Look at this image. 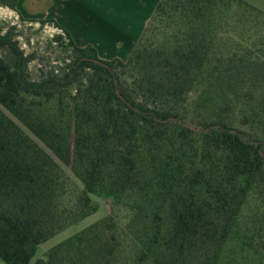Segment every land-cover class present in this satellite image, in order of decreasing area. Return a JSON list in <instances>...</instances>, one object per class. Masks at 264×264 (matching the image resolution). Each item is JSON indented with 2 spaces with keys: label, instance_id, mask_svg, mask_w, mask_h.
<instances>
[{
  "label": "trees",
  "instance_id": "trees-1",
  "mask_svg": "<svg viewBox=\"0 0 264 264\" xmlns=\"http://www.w3.org/2000/svg\"><path fill=\"white\" fill-rule=\"evenodd\" d=\"M49 21L62 55L35 81L0 30V261L264 264V12L159 0L109 60ZM94 198L106 216L34 261Z\"/></svg>",
  "mask_w": 264,
  "mask_h": 264
},
{
  "label": "rangeland",
  "instance_id": "rangeland-1",
  "mask_svg": "<svg viewBox=\"0 0 264 264\" xmlns=\"http://www.w3.org/2000/svg\"><path fill=\"white\" fill-rule=\"evenodd\" d=\"M115 1L118 4L117 7L115 6L114 12L106 13L105 9L107 11L110 9L107 4L110 3L104 1L102 5L97 3L101 5L103 13L89 16L88 14H72L70 4H63L62 0H19L18 11L20 15L18 12L0 7V30L5 33L14 28L11 32L16 38L20 50L25 55H33V60L28 66L29 78L32 81L38 80L41 72L55 68L59 56L62 55L61 48L53 42V38L61 33L55 28L54 23L49 20H55L64 28L78 47H94L99 52L101 59L106 60L112 56L125 59L128 53L124 52V48L127 49V47L123 46L124 48H122L121 44L128 40L127 36L129 37V35L140 31L137 29L142 26L146 17L150 19L149 10L152 6L148 3L146 7H139L138 3L134 6V1H130L128 5L132 3L136 11L131 6L128 9L129 12L125 13L126 10L123 9L125 8V0ZM243 1L264 12V0ZM88 3V0H85L86 8L94 9V4L92 7ZM110 19L113 20L114 30L104 24L109 22ZM39 21H44V23L41 24ZM106 26H108V29L104 28ZM111 40L114 42L113 44H111ZM94 199L98 203V210L42 243L37 248L34 261L41 258L49 249L73 237L106 216L108 211L106 202L103 199ZM0 264L3 263L0 261Z\"/></svg>",
  "mask_w": 264,
  "mask_h": 264
},
{
  "label": "crops",
  "instance_id": "crops-1",
  "mask_svg": "<svg viewBox=\"0 0 264 264\" xmlns=\"http://www.w3.org/2000/svg\"><path fill=\"white\" fill-rule=\"evenodd\" d=\"M104 1L105 2H109L110 4H112V5L107 4L110 7V9L108 11H107V9H105L106 13H112V11L114 12L115 6L118 4L115 0H88V2L92 5V7H93V4H94V9L93 8L92 9H89V8L87 9L86 8L87 4H85V0H62V3L63 4H70L69 7L71 9L72 14H78V15L88 14L90 16L91 14L92 15L93 14L94 15L95 14L98 15V14H102L103 13V10H101V5L104 4L103 3ZM130 1H134V3H135L134 6H136V3H138L139 7L140 6H145L146 7V5L148 3L150 6H152V8H150V10H149L150 15H152V13L154 11V8H155V6H156V4L158 3L159 0H125V8H123L124 10H126L125 13L129 12L128 9L132 6V3H130L128 5V3ZM97 3L101 4V5H98ZM97 6H98V10H97ZM111 6H112V9H111ZM132 9L135 10V8L133 6H132ZM83 17L87 18L86 16H83ZM126 17H127V15H126ZM110 20H112V19H110ZM110 20H109V22H105L104 24H107L108 26H110L111 30H114V24H112L113 20L112 21H110ZM148 20H149V17H146V19H144V23L142 24L141 27H139L140 29L139 28L137 29V30H140L138 33L133 34V35H129V33H128V35H129V37L127 36L128 40L125 43L121 44L122 48L127 47V49L124 48V52L125 53L129 54L131 52L132 48L134 47L135 43L137 42L138 38L140 37V35L142 33L141 30L145 28V25L148 22ZM101 21H102V19H101ZM108 26H106L104 28H107ZM113 43L114 42L111 40V44H113ZM97 53H98V56H100L99 52H97ZM113 58H117V57L112 56V57H110V58H108L106 60L113 59ZM121 59H123V58H121Z\"/></svg>",
  "mask_w": 264,
  "mask_h": 264
}]
</instances>
